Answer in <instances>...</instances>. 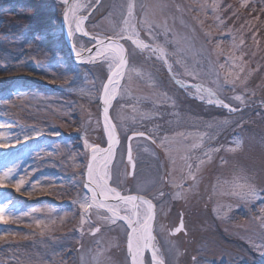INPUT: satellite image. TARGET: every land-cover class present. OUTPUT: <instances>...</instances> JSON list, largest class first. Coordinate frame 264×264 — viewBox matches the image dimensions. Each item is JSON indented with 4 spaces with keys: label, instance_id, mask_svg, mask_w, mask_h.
I'll use <instances>...</instances> for the list:
<instances>
[{
    "label": "rangeland",
    "instance_id": "rangeland-1",
    "mask_svg": "<svg viewBox=\"0 0 264 264\" xmlns=\"http://www.w3.org/2000/svg\"><path fill=\"white\" fill-rule=\"evenodd\" d=\"M126 2L102 0L86 30L111 35L122 26ZM62 10L60 0H0V135L11 149L4 152L9 160L0 165H7L0 179L10 168L13 179L0 184L5 199L0 264H130L122 221L103 224L95 235L90 231L98 223L95 215L81 226L79 202L90 152L108 143L99 99L109 67L70 62ZM136 12L137 21L147 17L157 26L159 42H167L177 79L202 85L240 110L229 113L208 104L207 96L199 99L202 94L178 87L160 62L138 58L142 75L125 74L120 85L126 92L118 89L111 109L120 143L110 184L118 182L122 194L139 191L153 201V235L165 264H264V45L259 32L264 0H137ZM40 20L43 26L36 30ZM92 43L74 37L77 50L86 51ZM233 82L234 91H219ZM237 94L245 104L230 99ZM217 128L216 139L204 135ZM134 129L166 136L167 143L134 140L137 165L130 177L124 173L129 171L127 137ZM201 135L205 146L222 143L233 151L213 153V161L197 173L194 189L186 184L174 198L173 184L181 183L187 171L182 166L188 146ZM219 156L227 163L220 164ZM237 173L248 179L255 195L245 198L246 188H232L229 181ZM8 198L15 214L4 206ZM181 219L183 230L173 234ZM146 264H151L147 253Z\"/></svg>",
    "mask_w": 264,
    "mask_h": 264
},
{
    "label": "snow or ice",
    "instance_id": "snow-or-ice-1",
    "mask_svg": "<svg viewBox=\"0 0 264 264\" xmlns=\"http://www.w3.org/2000/svg\"><path fill=\"white\" fill-rule=\"evenodd\" d=\"M60 2L64 8L62 13L64 20L67 22L72 18L76 23L74 31L80 32L85 37H89L90 33L82 25L88 19V15L91 14L93 4L98 5L100 0H89L88 3H79L76 0H60ZM140 7L142 9L143 5H140ZM121 8L122 26L115 29L111 35L90 36L93 43L92 47L88 49L89 54L87 56L84 55L83 48L77 50L76 46L73 45L74 55L78 62L87 61L94 64L106 62L109 67V76L107 83L103 86L102 99L104 104V118L106 121L105 130L108 133L110 143L107 150L92 146V161L95 162L97 160V154H102L104 163L99 169L94 168L93 163H89L88 165V181L83 185L86 192L79 202V206L82 209L81 226L86 221H90L92 216L95 215L98 223L94 226L90 225V231L95 235L101 231L103 224L112 225L117 224V221H123L127 225L125 231L127 251L132 264H144L142 253L149 248L152 251L151 264H164V260L158 254L159 250L153 243L155 240L153 236V221L156 217V206L153 204V201L145 198L139 191L135 195L122 194V191L119 190L118 182L111 185L109 183L112 179V168L110 164L114 158L113 146L118 144L119 140L116 136V126L111 123L108 112L109 106L117 95V90L120 89L126 92V89H122L120 85V81L125 78V74L128 73L130 75L135 72L138 76L142 75V72L137 67L138 58H142L144 63L160 62L168 68L170 77L176 83L181 84L186 90L188 89V85L176 79L179 73L169 63V53L166 47L167 42L161 44L158 40L159 32L157 31V26L153 25L147 17L141 21L136 20L137 0H127ZM82 10L87 11L88 14L77 16V13ZM72 31L70 27V34ZM142 32L144 36L141 35ZM145 36L147 39L144 38ZM240 70L243 71V67ZM192 87L196 89L197 93L205 91L200 85H193ZM224 90L234 91V82L230 88L222 87L219 89V91ZM197 98L204 99V96L200 95ZM230 99L245 104V98L242 95L237 94ZM206 102L227 109L229 113H235L240 110L225 102L224 99L212 90L207 91ZM229 123L230 117L223 121L224 126L229 125ZM219 131L220 129L217 128L215 134L209 135L205 133L204 135H207L209 140H213L217 138ZM204 135L199 136L188 146L187 155L184 157V164L182 166L187 171L181 175V183L173 184V187L177 189L173 194L174 198L182 195V190L186 184L189 188L194 189L198 182L197 173L201 172L202 166H207L213 161V153L233 151L232 148L222 143L211 147L205 146ZM135 137H143L146 141L150 139L153 144L159 143L160 145H164L167 143L166 136L158 137L152 133L146 134L145 131L132 130L131 135L127 137L128 144L126 149L127 165L131 168V171L126 169L124 173L126 176L134 175L136 172L137 158L134 156L132 148V141ZM145 150L147 151V149ZM121 160H123V156H121ZM219 162L220 164H226V157L219 156ZM240 179L244 180V184L238 183ZM5 181L8 183L13 182L11 168L3 173V179H0V184H3ZM188 181H191V184H188ZM229 183L233 189L246 188L247 191L242 193L245 198H250L252 195H255V189L249 183L248 179L240 176L238 173L234 174L233 179ZM17 190H19V181H17ZM160 194L164 195V193ZM4 216L5 210L0 208V220ZM182 230L183 220L181 219L180 226L174 230L173 234Z\"/></svg>",
    "mask_w": 264,
    "mask_h": 264
},
{
    "label": "water",
    "instance_id": "water-1",
    "mask_svg": "<svg viewBox=\"0 0 264 264\" xmlns=\"http://www.w3.org/2000/svg\"><path fill=\"white\" fill-rule=\"evenodd\" d=\"M100 2H101V0H100ZM100 4V3H99ZM99 4L97 5L96 4V6L92 9V11H91V13L99 6ZM63 11H64V9H63ZM63 11H62V13H63ZM89 16L90 15H88V18H89ZM87 22V20H85L84 21V24L82 25V27L86 30V28H85V23ZM75 28H76V23L74 24V26H73V29L75 30ZM62 31H63V37H64V40H65V43H66V46H67V49H68V51H69V53H70V57H71V59H72V61L74 62V63H77V64H83V63H86L87 61H85V62H78V60H77V58L75 57V55H74V51H73V45H74V37H82V38H84V39H86V40H89V41H91V39H90V36H94V35H91L90 34V36L89 37H85V36H83V35H81V33L80 32H76V31H74L73 32V34L71 33L70 34V32H69V25H68V21L66 22L65 20H64V18H63V15H62ZM87 31V30H86ZM92 42V41H91ZM121 43H123V41H121ZM130 43V42H129ZM92 47V46H91ZM91 47H89V48H91ZM88 48V49H89ZM88 49L86 50V51H84V55L85 56H87L89 53H88ZM166 67V66H165ZM166 69H167V71H168V68L166 67ZM168 73H169V71H168ZM108 76H109V74H108ZM172 79V78H171ZM177 79V78H176ZM107 80H108V77H107V79H106V81H105V83H104V85L107 83ZM173 80V79H172ZM179 80V79H178ZM181 81V80H180ZM173 82L178 86V87H180L181 89H185L181 84H178V83H176V81L175 80H173ZM187 85H188V88H191V89H193V90H195L196 91V89L194 88V87H192L193 85H195V84H190V83H186ZM103 85V86H104ZM201 86V88L202 89H204L205 91H208V90H210V89H208V88H206V87H203L202 85H200ZM118 91V90H117ZM197 92V91H196ZM103 88H102V91H101V95H100V99H99V111H100V114H101V116H102V120H103V123H104V125H106V121H105V118H104V111H103V109H104V104H103ZM115 101V100H114ZM113 104H114V102L109 106V112H108V115H109V117H110V120H111V123L113 124V125H115L116 126V124H115V122H114V120H113V118H112V114H111V109H112V106H113ZM218 107V106H217ZM227 110V109H226ZM228 111V110H227ZM116 136H117V138H118V140H119V143H120V135H119V132H118V129H117V126H116ZM136 139H144L143 137H135L134 139H133V141L134 140H136ZM145 140V139H144ZM133 141H132V144H133ZM148 142H150V143H152V141L149 139V140H147ZM109 143H110V141L107 143V145L105 146V147H99V148H101V149H103V150H107V148L109 147ZM119 143L118 144H115L114 146H113V153L115 154V151H116V149L118 148V146H119ZM127 144H128V140H127ZM133 148V147H132ZM92 151L90 152V157H89V160H88V164H87V170H86V174H85V177H86V180H85V183L88 181V165H89V163H93V161H92ZM100 156H102V154H97V158L98 157H100ZM126 163H127V155H126ZM129 171H131V168L129 167ZM130 177H132L133 175H129ZM135 195V194H134ZM145 197V196H144ZM145 198H147V197H145ZM147 199H149V198H147ZM154 204V203H153ZM154 222V221H153ZM154 236V235H153ZM155 237V236H154ZM156 240V239H155ZM155 240H154V242L153 243H155ZM126 248H127V241H126ZM146 251V253L149 255V258H150V260H151V258H152V251H151V248H149L148 250H145ZM127 257H128V259H129V263L130 264H132V262H131V258L128 256V251H127ZM165 264V263H164Z\"/></svg>",
    "mask_w": 264,
    "mask_h": 264
},
{
    "label": "bare ground",
    "instance_id": "bare-ground-1",
    "mask_svg": "<svg viewBox=\"0 0 264 264\" xmlns=\"http://www.w3.org/2000/svg\"><path fill=\"white\" fill-rule=\"evenodd\" d=\"M77 16H79L78 13H77ZM74 24H75L74 20H73L72 18H70V20L68 21V25H69V28L71 27V29L73 30V31H72V34H73V32H74V29H73ZM200 94L207 96V91H204V92H202V93H200ZM117 97H118V91H117V95H116L115 99H113L112 103L114 102V100H116ZM112 103H111V104H112ZM107 141L109 142L108 133H107ZM0 147L2 148V149H1V152H4L5 150H8V147H9L7 140H6L5 137L2 136V135H0ZM113 159H114V158H113ZM8 160H9V159H8ZM8 160H5V161L3 160V162H2L1 164H4V163L8 162ZM112 162H113V160L111 161V164H112ZM103 163H104L103 157L100 156V157L97 158V160H96L95 162H93V166H94V168L99 169V168H101V167L103 166ZM1 164H0V165H1ZM111 164H110V166H111ZM5 166H7V165H4L3 167L5 168ZM3 167L0 166V169H2ZM109 183H110V181H109ZM110 185H111V184H110ZM3 195H4V197H5V196H6V197H11L12 193H4ZM4 200H5V199L2 198V196H0V203H1L2 201H4ZM9 201H10V200H9V198H8V202H9ZM8 202L6 203V205H4L5 208H7L8 211H10V212H12V213L15 214L14 209H12L11 201H10V203H8ZM0 206H1V205H0ZM19 211H21V210H19ZM19 211H17L16 213H18ZM122 222H123V221H122ZM123 223H124V222H123ZM125 225H126V224H125ZM126 226H127V225H126ZM153 242H154V241H153ZM154 244H155V243H154ZM155 246H156V245H155ZM156 248H157V247H156ZM142 256H143V258H144V264H146V251H144V252L142 253Z\"/></svg>",
    "mask_w": 264,
    "mask_h": 264
},
{
    "label": "trees",
    "instance_id": "trees-1",
    "mask_svg": "<svg viewBox=\"0 0 264 264\" xmlns=\"http://www.w3.org/2000/svg\"><path fill=\"white\" fill-rule=\"evenodd\" d=\"M34 24H35V23H34ZM36 24H37V26H36ZM36 24H35V26H36V30H38V29L40 28V27L38 28V26H40V25H41V27L43 26V21H41V20H40V22L37 21ZM259 32H260V35H262V43H261L260 45L263 46V45H264V39H263V37H264V28H260V29H259ZM259 43H260V41H259ZM62 44H63V43H62ZM257 44H258V42H257ZM70 62L73 63L72 60H70ZM24 84H27V83H24ZM34 84H35V83H34ZM35 85L39 86L40 88H43V86L40 85V84H38V83H36ZM257 109H258V108H254V109H252V112L257 111Z\"/></svg>",
    "mask_w": 264,
    "mask_h": 264
},
{
    "label": "flooded vegetation",
    "instance_id": "flooded-vegetation-1",
    "mask_svg": "<svg viewBox=\"0 0 264 264\" xmlns=\"http://www.w3.org/2000/svg\"><path fill=\"white\" fill-rule=\"evenodd\" d=\"M80 1H81V0H80ZM101 4H102V0H101V3H100V5H101ZM95 5H96V4H95ZM95 5H94V6H95ZM100 5H99V6H100ZM99 6H98V7H99ZM95 10H96V9H95Z\"/></svg>",
    "mask_w": 264,
    "mask_h": 264
}]
</instances>
